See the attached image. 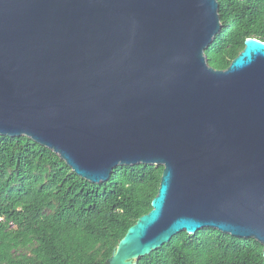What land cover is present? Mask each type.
<instances>
[{
  "label": "water",
  "instance_id": "water-1",
  "mask_svg": "<svg viewBox=\"0 0 264 264\" xmlns=\"http://www.w3.org/2000/svg\"><path fill=\"white\" fill-rule=\"evenodd\" d=\"M218 0H0V135L82 178L163 166L152 210L109 264L207 227L264 245V41L225 70L205 50Z\"/></svg>",
  "mask_w": 264,
  "mask_h": 264
},
{
  "label": "trees",
  "instance_id": "trees-1",
  "mask_svg": "<svg viewBox=\"0 0 264 264\" xmlns=\"http://www.w3.org/2000/svg\"><path fill=\"white\" fill-rule=\"evenodd\" d=\"M222 29L205 50L227 69L249 37L264 41V0H218ZM164 167L121 165L100 183L80 177L28 136L0 135V264H109L152 210ZM138 264H264V245L207 227L186 231Z\"/></svg>",
  "mask_w": 264,
  "mask_h": 264
}]
</instances>
